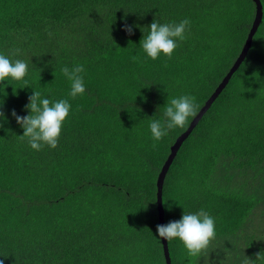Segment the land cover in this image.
<instances>
[{"label":"trees","instance_id":"1","mask_svg":"<svg viewBox=\"0 0 264 264\" xmlns=\"http://www.w3.org/2000/svg\"><path fill=\"white\" fill-rule=\"evenodd\" d=\"M256 13L255 0H0V54L28 62L24 80L0 82L3 264H167L160 217L167 224L200 209L215 218L216 238L202 257L168 240L171 264H243L264 253V10L244 61L181 143L160 191L195 117L158 142L149 128L181 95L196 98L198 114ZM185 18L190 31L171 59L147 57L140 41L153 19ZM78 64L86 90L72 98L61 69ZM34 91L71 104L55 149L19 138L11 113L29 115Z\"/></svg>","mask_w":264,"mask_h":264},{"label":"clouds","instance_id":"2","mask_svg":"<svg viewBox=\"0 0 264 264\" xmlns=\"http://www.w3.org/2000/svg\"><path fill=\"white\" fill-rule=\"evenodd\" d=\"M191 21L187 18L179 23H160L153 19L147 26L140 41L144 53L152 60H156L161 54L171 59L174 50L179 46L178 41L186 39V33L190 31ZM124 30L131 35L132 26L125 24ZM46 33L51 37L53 33L46 27ZM21 54L19 48L10 50L11 56ZM137 57H133V60ZM85 71L83 65H76L71 70L65 66L61 69L63 75L70 81L71 88L69 96L76 98L85 93L84 80L81 75ZM28 72V62L22 59L12 60L9 55L0 54V82L11 78L15 81L24 80ZM27 84V81H25ZM29 103L24 106L30 114L26 116L17 115L15 110L11 115L16 123L23 129L19 136L21 141L26 140L29 147L40 151L45 146L55 149L58 146L62 127L69 116L71 104L67 99L52 102L42 98L39 91H34L28 97ZM197 115L196 98L191 95H181L167 100L164 110V120L152 119L149 123L151 138L160 141L168 132L176 127L183 128L189 117ZM0 117L4 112L0 111ZM155 147V144L153 145ZM156 231L160 238L166 240L179 239L187 253L191 257H202L216 238L215 218L204 209L196 213L184 212L178 221H170L165 225H157ZM264 259V253H257L256 259L252 260L245 256L243 264H257ZM0 264L3 261L0 260Z\"/></svg>","mask_w":264,"mask_h":264},{"label":"water","instance_id":"3","mask_svg":"<svg viewBox=\"0 0 264 264\" xmlns=\"http://www.w3.org/2000/svg\"><path fill=\"white\" fill-rule=\"evenodd\" d=\"M255 2H256V6H257L256 17H255V20H254V22H253V24L249 30V33H248L247 39L245 41V45L243 47L242 52L240 53L239 57L237 58L236 62L233 64V66L230 68V70L226 73L225 77L220 82L217 89L214 91V93H212V95L206 101L205 105L200 109L198 114L195 116V118L193 119V121L190 124V126L188 127V129L174 143L171 154L168 157V159L165 163V166H164V168H163V170L160 173L159 178H158L159 191H160L161 185L164 181V176L166 174L167 168L172 163L173 158H174L178 148L180 147L181 143L186 139V137L188 136L190 131L193 129V127L198 123V121L203 117V115L211 107V105L214 103L216 98L220 95L222 90L227 86V84L231 80L234 73L240 67L241 63L244 61V59H245V57H246V55H247V53H248V51L252 45L254 35H255L257 29L259 28L262 20H263V10H264L263 3L261 0H255ZM160 212L161 213L163 212L161 210V208H160ZM160 225H165L163 216L160 217ZM162 243H163V249H164V254H165V258H166V263L171 264V256H170V250H169V246H168V240L162 238Z\"/></svg>","mask_w":264,"mask_h":264},{"label":"rangeland","instance_id":"4","mask_svg":"<svg viewBox=\"0 0 264 264\" xmlns=\"http://www.w3.org/2000/svg\"><path fill=\"white\" fill-rule=\"evenodd\" d=\"M126 163V162H125ZM128 163L129 164H131V165H133V166H136L135 164L136 163H139V165H143L144 164V162L142 163H140V162H135L134 161V159H130L129 161H128ZM170 179V174H169V176L166 178V180H167V183H168V180ZM157 208H159V211H160V208H161V210L162 211H164V209H163V204H162V202L160 201L159 203H157ZM170 219V218H169ZM213 252H215V253H217V248H215L214 247V251Z\"/></svg>","mask_w":264,"mask_h":264}]
</instances>
